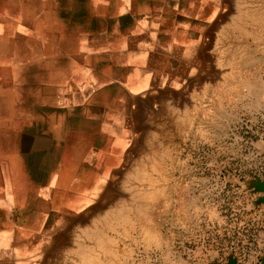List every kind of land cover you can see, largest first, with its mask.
<instances>
[{
    "label": "crops",
    "instance_id": "crops-1",
    "mask_svg": "<svg viewBox=\"0 0 264 264\" xmlns=\"http://www.w3.org/2000/svg\"><path fill=\"white\" fill-rule=\"evenodd\" d=\"M226 5L224 0H0V264L57 263L56 233L69 221L70 203L67 195L62 198L66 213L54 218L45 198L39 213L37 189L47 192L59 176L38 185L36 170L46 176L43 156L51 141L61 144L63 113L79 107L90 112L86 120L98 137L87 157L83 147L78 158L82 174L87 161L102 178L125 153L151 98L165 94L164 73L155 67L166 57L181 62L182 50L195 73L198 50L228 12ZM79 135L84 138V131ZM84 185L78 191L82 199L88 194ZM61 187L63 192L66 186ZM76 202L75 207L81 203Z\"/></svg>",
    "mask_w": 264,
    "mask_h": 264
},
{
    "label": "rangeland",
    "instance_id": "rangeland-1",
    "mask_svg": "<svg viewBox=\"0 0 264 264\" xmlns=\"http://www.w3.org/2000/svg\"><path fill=\"white\" fill-rule=\"evenodd\" d=\"M224 1L227 2L226 6L228 7V12L226 11L220 23L212 26V31L206 39V46L203 47L204 50H198V58L204 51L207 53V60L205 59L206 62L204 64L205 68L201 66L200 61L197 59L196 72L194 73L193 68V73L192 70L190 73V66L184 58L182 50L180 51L181 62L179 63H177L176 58H174L175 61L172 62L166 57L162 65L159 64L155 67L159 73H164V83L165 86H168L165 87V94L157 98H151L146 114L147 116L145 115L146 118H138V125L145 121V119L148 122L147 127L150 128V131L148 133V130L145 128L143 132V134L148 133L147 140L153 138L151 133L152 130L154 132L156 128L158 129L159 124H162L161 122H164L169 115H175V113L172 112L173 109L176 114L184 111V106L174 104L177 102L175 96H178V93H183L182 95L184 97L186 96V98L188 96V100L190 98L188 103L190 105L188 107H192L195 104L198 106L195 109V113L202 118V123L196 122V126H199L197 132L192 131L194 130L192 128L190 131L191 135L190 132H188V136L182 138V136L177 135L176 128L172 127V136L174 135V137H171L173 139H166L164 137L165 142L160 144L163 146L166 142L170 144L176 141L178 143L175 142V145H179L180 147V158H188L189 155L188 168L184 169L185 172H187L185 173L183 171L181 173L179 171V165V167L173 171L171 181L174 183L175 177L181 174L187 178V183H192L191 193L193 196H196L194 204L191 207L192 216L190 220H184V213L182 211L183 199L181 198V200L178 201L179 203L177 202L176 204L178 210L175 213L168 212L166 214L167 216L165 215L162 220L163 232L170 237L172 249H174L173 259H165L162 249L152 250L149 253L144 249L143 245H140L135 249V253L138 257L135 259L137 261L139 259V264H262L264 260V85L261 83L262 81L264 82V49L260 48L264 46V39L262 40V38H260L256 40L253 37L240 38L237 32L236 35L230 32V24L238 13V0ZM216 3L219 6L220 2L216 1ZM163 9L164 15L168 16L170 12L167 8L163 7ZM219 36L220 38L218 41L217 38ZM236 36L239 38L237 39ZM232 37L234 38L231 39ZM164 39L166 42L168 37L165 36ZM237 43H243L248 46V56L249 58H255L256 60H252H255L256 64L251 65L254 68L250 66L245 69L242 66L244 71L238 66V69L240 68L242 71L236 72L238 73L236 75L241 79L247 80L246 82H248L250 78L256 76L261 82L259 81L258 87L256 86L257 88H255V90H257L256 97L248 94L238 97V100H235V103H238V105L232 108L230 104L234 103V99L230 103L227 102V100L230 99L229 95H225L226 98L222 96L223 101H225L223 105H217L218 99L220 95H222L221 83L225 82V80L224 78L222 79L223 76H220V74L216 75L215 72L217 68L216 65L218 64L217 62L224 59V54H228V52L225 51L230 52V50H226L224 46L226 47V45H234ZM250 47L251 49H249ZM245 58L246 57H243L242 60ZM229 67L230 66H227L226 68ZM178 69L179 73L174 77ZM251 70L254 71L251 73ZM171 78L172 80L170 81L169 79ZM202 78H204V80L212 78V80L210 79L211 81L205 83ZM227 83H230L229 79ZM225 85L227 86V84ZM194 90H196V96L195 98H191L190 96H192ZM235 90L233 86L227 89L229 94L234 93ZM243 92L247 93V90ZM257 97L259 98V103H257L255 99ZM74 109L75 110L70 109L68 113H63L62 115L63 120L61 125L63 129H61L60 133L61 144L51 141V144L47 145L46 153L43 156L45 163L44 172L46 176H41L42 170L39 168L36 170L38 185L41 184L42 179H46L48 182L50 180L51 182V180L53 181L54 178H57L63 174V172L66 175V180L63 184L66 187L63 192L61 186H57L54 182H52V187L47 190V192L37 189V207L39 213L40 211H44L43 205L46 198L47 202H51L50 204L53 206L51 212L54 218L60 217L61 211L66 213L65 210H61V200L66 195L70 203L69 212L76 208V201H78L82 195V193L78 192L82 184H86L84 185V194L88 193L86 195H89L93 194V192L89 193V191L91 192V187L98 184L97 188H99L101 181L102 183L104 182V178L97 177L96 171L93 170L92 166L87 164V161H85V168L82 174L81 170H83V168L80 165L81 161L78 158V153L80 149L84 147L87 157L93 149L94 139L98 136L94 138L93 124L86 120V116L90 112L85 111L84 114L80 107L78 110H76V108ZM235 113H237L240 118L237 125L232 120L233 114ZM211 116L212 118L210 119ZM166 121L167 125H172L168 119ZM203 123L206 125H203ZM138 125L136 120V127L131 136L132 139L137 132V128L140 126ZM81 131L85 133L84 138L79 137ZM206 134L213 138L214 141H212V143L210 142L209 144L204 140ZM104 135H106L105 137L108 140L109 135ZM160 145L156 146L157 150L161 149ZM128 146L129 145H127L126 148H128ZM132 149L131 147L128 149V159L131 157V160L137 164V162L140 161L136 160L140 157L141 153L139 154L135 148ZM141 151H144L143 153L149 152V144L145 142L140 149V152ZM141 155L143 157L145 156L143 154ZM133 161L129 163L128 171L133 170L135 167ZM191 168L194 170L195 176L191 175L193 173L191 172ZM204 176L208 178V181H204L200 178ZM119 179L120 178L117 180ZM195 179L199 180L194 181ZM120 180L118 181L119 183L117 182L119 188L122 178ZM97 181H99V183H97ZM109 184V181L107 183L104 182L105 186H103L104 189L102 192L108 188ZM179 191L182 197L181 190ZM207 199L210 204H215L217 210H219L218 212H220L223 217L221 221L215 216L208 217V208L206 207V204H208ZM105 211L104 209V211L102 210L100 213L102 214ZM91 217L87 219L86 223L88 225L92 224L93 220L96 218L94 217V219H91ZM57 233L56 235H58ZM56 235L54 234V238ZM71 238H73V236ZM74 241V239L68 241V248L74 246ZM124 241L130 242L128 239ZM54 253H56V257L54 258L57 260L56 264H60L63 259L69 260L67 264H73L69 257L71 258L74 254H71L70 251H62L58 247L54 249ZM66 254H69V256L62 258ZM177 258H179L180 261Z\"/></svg>",
    "mask_w": 264,
    "mask_h": 264
},
{
    "label": "bare ground",
    "instance_id": "bare-ground-1",
    "mask_svg": "<svg viewBox=\"0 0 264 264\" xmlns=\"http://www.w3.org/2000/svg\"><path fill=\"white\" fill-rule=\"evenodd\" d=\"M237 3L236 6L238 7V13L236 12L237 16L234 20H232L230 24V32H233L235 35L237 32L240 38L253 37L256 40L260 38H262L263 40L264 0H261V3L260 0H238ZM219 38L220 36L217 38L218 41ZM233 38L234 37H232L231 39ZM224 48L226 50H230V52L225 51L228 52V54H224V59L217 62L218 64L216 65V72L214 70L216 75L220 74V76H223L222 79L224 78L225 80V82L221 83L222 95H220L217 105H223L225 101H223L222 96L226 98L225 95H229L230 99L228 100L230 101L227 100V102L230 103L234 99V103L230 104V106L234 108V106L238 105V103H235V100H238V97L246 96V94L256 97L257 90H255V88L258 87L257 85L261 81L258 77L251 76L253 78L249 77L250 79L248 80V82H246L247 80L241 79L236 75L238 74L236 72H240L241 69H247L251 65L256 64V59L251 57L249 58L248 56L247 45L243 43H237L234 45L229 44L226 45V47L224 46ZM260 48L264 49V46ZM249 49H251V47ZM206 57L207 53L204 51L203 54L198 58L201 66H204L203 68H205L204 64L207 60ZM243 57L246 58L242 60ZM252 59L255 60L253 61ZM227 66L230 67L226 68ZM238 66H240L241 69H238ZM252 71L254 70H251V73ZM202 79L205 83H208L212 80V78H207L206 80H204V78ZM228 79L230 83H227ZM261 83H263L264 85L263 81ZM225 84H227V86ZM232 86L236 90L234 93L229 94L227 89L231 88ZM244 90H247V93L243 92ZM195 91L196 90H194L192 96H190L191 98H195ZM182 94L178 93V96L174 95L177 102L173 103L179 106H184V111L182 113L176 114L173 109L172 112L175 113V115L172 114L171 116L168 112L169 116L167 117V119L172 123V125H167L168 122L166 121V119L165 121L167 123L165 121L161 122L162 124H159L158 129L156 128L154 132L152 130L151 133L153 138L147 140L148 133L150 131V128L147 127L148 122L146 121V119L145 121L142 120V126L141 124H139V126L137 122V125L139 127L137 128V132L135 133L133 139L132 137L130 138V143L128 144L129 146L126 149L125 153L118 157L116 163L112 168L104 170L105 173L103 172L104 176L102 178H104V182L107 183L109 181L110 183L108 188L102 192V190L104 189L103 186L105 185L104 182L102 183L101 181L99 188H97L93 192L94 194L86 195V198L84 199L80 197L78 199L79 201H81L79 206L72 211L70 210L71 212H68L67 216L69 217V221L65 226L61 227L62 230L59 231L57 235V242L55 244L56 246L53 249H57L59 247V249L62 251H70L71 254H74L71 258L69 257L73 264H137L139 259L138 261L135 259L137 257L135 249L140 245H143L144 249L149 253L152 250L162 249L165 259H173L174 249H172L170 237L163 232L162 220L168 212L175 213L178 210L176 204L181 200V198L183 199L182 211L184 213V220H190L192 216L191 207L194 204L196 196H193L191 193L192 183H187V178H185L183 175L180 174L178 177H175L174 183H172L171 181L172 173L177 167H179V165V171L181 173L183 171L185 172V168H188L189 155L188 158H180V147L179 145H175L176 143H178L176 141V143L174 142L170 144H167L166 142V144L163 146H161L160 144L165 142L164 137L166 139L174 137V135L172 136L173 128H176L177 135L185 138L188 136V132H190L192 128L194 129L192 131H198L199 126H196V122L202 123V118L195 113V109L198 106H196L195 104L192 107H188L190 105L188 104L190 98L188 100V96L186 98V96L184 97ZM255 99L257 100V103L260 102L258 97ZM211 118L212 116L210 117V119ZM232 120L236 125L237 123H239L240 118L237 113L233 114ZM203 125L206 124L203 123ZM145 128L146 130H148V133H145L146 135L143 134ZM204 140L209 144L210 142L212 143V141H214L213 138H211L207 134L204 136ZM145 142L149 144L150 149V151L147 153H143L144 151L140 152V149ZM221 142L220 144L222 145ZM158 145L161 146L160 150L156 149V146ZM130 147L131 149L135 148L139 152V154L141 153L145 155L143 157L140 154L141 159L139 157V160H136L140 161L137 162V164H135V162L131 160V157L128 159V149ZM131 161H133L135 167L133 166V170L128 171V165ZM191 172H193L191 175L195 176L193 169L191 170ZM118 178H122V182H120V188L117 185V182L120 180H117ZM200 178L204 181H208V178L206 176ZM65 180L66 175L59 176L57 178V186L63 185L65 183ZM197 180L195 179L194 181ZM179 190H181L182 197L179 194ZM207 202L208 204H206V207L208 208V217L215 216L221 221L223 217L221 216L220 212H218L219 210H217L215 204H210L208 199ZM104 209L106 211L102 213V215L100 211H104ZM93 216L96 218L94 219ZM89 217H91V219H94L93 222L91 220L92 224L90 225L86 223ZM72 236L73 238H71ZM71 239L75 240V244L73 247L68 248V241ZM125 239L126 241L128 239L130 242H125ZM68 256L69 254H66L62 258H66ZM62 262L63 264H67L69 260L67 261V259H63ZM62 262L60 264H62Z\"/></svg>",
    "mask_w": 264,
    "mask_h": 264
},
{
    "label": "water",
    "instance_id": "water-1",
    "mask_svg": "<svg viewBox=\"0 0 264 264\" xmlns=\"http://www.w3.org/2000/svg\"><path fill=\"white\" fill-rule=\"evenodd\" d=\"M262 264H264V260H263Z\"/></svg>",
    "mask_w": 264,
    "mask_h": 264
}]
</instances>
